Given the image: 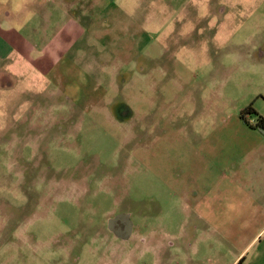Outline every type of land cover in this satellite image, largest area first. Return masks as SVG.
<instances>
[{
	"label": "rangeland",
	"instance_id": "obj_1",
	"mask_svg": "<svg viewBox=\"0 0 264 264\" xmlns=\"http://www.w3.org/2000/svg\"><path fill=\"white\" fill-rule=\"evenodd\" d=\"M86 7L69 26L60 0H0V264H264V131L241 118L264 116V0ZM164 120L227 123L207 160L222 212L189 214L152 175Z\"/></svg>",
	"mask_w": 264,
	"mask_h": 264
},
{
	"label": "crops",
	"instance_id": "obj_2",
	"mask_svg": "<svg viewBox=\"0 0 264 264\" xmlns=\"http://www.w3.org/2000/svg\"><path fill=\"white\" fill-rule=\"evenodd\" d=\"M60 1L68 10L72 9L71 11L77 12V15L75 14L74 16L72 14L69 16L68 25L70 26V24L74 25V23L77 25V20H85L86 16L82 12H89L90 7L86 6L87 4L90 5L93 0ZM111 6L112 3L105 10H110ZM78 9L82 11H78ZM66 27L68 26L66 25ZM87 27L90 26L88 25ZM162 123L169 125V128L162 135L152 138L150 146L146 149H141L143 153H152V175L160 183L166 184L168 188L173 189L170 195L182 201L187 206L189 214L192 215L197 212L196 214H199V216L207 218L218 214L217 209L222 212V199H218V196L223 195V187L215 179H212L219 168L217 165L213 169L214 166H209L210 164H207V160L209 156H213L214 151L218 150L219 145L222 142L224 143L223 135L227 123L222 120H216L210 133L203 132L201 134L192 133L189 129L178 132L172 131L176 121L164 120ZM159 137H161L162 145L159 143ZM157 138L158 140H156ZM144 139L142 137V140ZM179 141H181V145ZM178 147L181 149L177 151V158H181V162L173 165L174 156L170 151ZM140 148L141 146L138 147L137 152L140 151ZM156 148L162 149L164 156L167 158L166 162H160L159 154L157 155L155 152ZM192 159H194V162L190 164ZM256 182L264 186V176L260 177L259 181ZM127 220L129 219L127 218Z\"/></svg>",
	"mask_w": 264,
	"mask_h": 264
},
{
	"label": "trees",
	"instance_id": "obj_3",
	"mask_svg": "<svg viewBox=\"0 0 264 264\" xmlns=\"http://www.w3.org/2000/svg\"><path fill=\"white\" fill-rule=\"evenodd\" d=\"M244 114H251L253 116H255L256 118V121H257V128H260L264 131V116L259 114V112L254 108L253 104H250L249 106H247L246 108H244L242 111H241V118L244 119ZM246 123L251 126L249 124V122L246 121ZM245 260V257H242L238 264H241L243 261Z\"/></svg>",
	"mask_w": 264,
	"mask_h": 264
},
{
	"label": "flooded vegetation",
	"instance_id": "obj_4",
	"mask_svg": "<svg viewBox=\"0 0 264 264\" xmlns=\"http://www.w3.org/2000/svg\"><path fill=\"white\" fill-rule=\"evenodd\" d=\"M135 139L137 140V142H139V146H141L142 137H138V135L136 134ZM136 152H137V150H136ZM114 225H115V228L113 227V223H112L109 230L112 231L114 234L116 233L115 235H118L121 237H123V235L124 236L127 235L128 222H126V221L123 222L121 220H118V221H114Z\"/></svg>",
	"mask_w": 264,
	"mask_h": 264
},
{
	"label": "water",
	"instance_id": "obj_5",
	"mask_svg": "<svg viewBox=\"0 0 264 264\" xmlns=\"http://www.w3.org/2000/svg\"><path fill=\"white\" fill-rule=\"evenodd\" d=\"M118 220H121V221H126V222H128V220L126 219V217L125 216H121V217H117V218H115V219H113V221H111V224L114 222V221H118ZM130 231V222H128V231H127V233Z\"/></svg>",
	"mask_w": 264,
	"mask_h": 264
},
{
	"label": "bare ground",
	"instance_id": "obj_6",
	"mask_svg": "<svg viewBox=\"0 0 264 264\" xmlns=\"http://www.w3.org/2000/svg\"><path fill=\"white\" fill-rule=\"evenodd\" d=\"M130 230L132 231V227H131V224H130ZM128 235V234H127Z\"/></svg>",
	"mask_w": 264,
	"mask_h": 264
}]
</instances>
